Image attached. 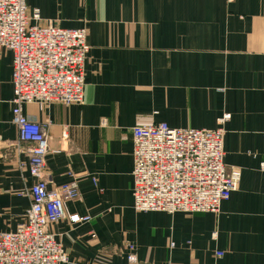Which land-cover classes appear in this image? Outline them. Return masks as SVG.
Wrapping results in <instances>:
<instances>
[{"label":"crops","instance_id":"obj_1","mask_svg":"<svg viewBox=\"0 0 264 264\" xmlns=\"http://www.w3.org/2000/svg\"><path fill=\"white\" fill-rule=\"evenodd\" d=\"M26 4L40 26L88 32L84 103L24 107L49 124L46 178L77 179L80 198L51 228L68 264H128L129 243L140 264H264V0ZM12 75L13 55L0 49V234L25 221L35 182L21 168L29 144L13 121ZM225 114L224 162L242 179L220 214L137 213L133 128L216 129Z\"/></svg>","mask_w":264,"mask_h":264},{"label":"built area","instance_id":"obj_2","mask_svg":"<svg viewBox=\"0 0 264 264\" xmlns=\"http://www.w3.org/2000/svg\"><path fill=\"white\" fill-rule=\"evenodd\" d=\"M233 2L234 0H228ZM41 14L28 13L26 0H0V49L13 55V121L28 155L35 182L26 190L31 205L14 232L0 234V264H68L69 255L51 231L65 217V203L80 198L76 176L56 186L46 178L51 153L49 124L24 113L28 104L82 105L85 67L90 53L85 28L40 26ZM216 129L171 128L166 123L133 128V208L137 213L215 214L237 191L241 168L224 162L225 125ZM264 171V163L262 164ZM76 223L91 217H72ZM217 235V234H215ZM128 264H140L136 246L129 243ZM222 257L223 252H217Z\"/></svg>","mask_w":264,"mask_h":264}]
</instances>
